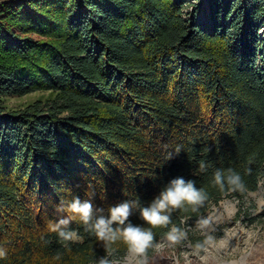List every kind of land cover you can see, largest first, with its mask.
<instances>
[{
	"label": "trees",
	"instance_id": "16d2710c",
	"mask_svg": "<svg viewBox=\"0 0 264 264\" xmlns=\"http://www.w3.org/2000/svg\"><path fill=\"white\" fill-rule=\"evenodd\" d=\"M262 27L264 0H3L0 264H95L105 254L78 219L79 239L63 247L49 230L67 215L61 201L91 199L105 213L124 200L146 206L184 177L208 194L199 212L173 213L184 227L264 184ZM229 168L246 193L215 186V170ZM131 221L143 224L138 210ZM170 227L152 229L156 240ZM191 229L201 251L207 238Z\"/></svg>",
	"mask_w": 264,
	"mask_h": 264
},
{
	"label": "clouds",
	"instance_id": "9594fccd",
	"mask_svg": "<svg viewBox=\"0 0 264 264\" xmlns=\"http://www.w3.org/2000/svg\"><path fill=\"white\" fill-rule=\"evenodd\" d=\"M181 149L182 146L177 145L174 152L168 153L167 159L170 160L178 155ZM207 167L203 161L199 165L201 172L206 171ZM250 172L249 168L248 173ZM213 183L222 193L244 194L248 191L242 176L231 168L216 169ZM207 201L208 194L203 188H197L194 180L175 177L165 184L159 194L146 206L141 205L138 199L124 200L110 206L105 213V209L95 206L91 199L81 200L76 197L68 202L61 201L57 211L66 212L67 215L50 223L49 230L57 234L63 247L68 248L69 242L79 239L77 231L70 227L73 220L78 219L85 231L92 233L104 248L105 254L99 256L95 264H154V257L149 255L150 251L155 257L163 258L166 249L188 242V232L192 229L172 224L173 213L187 208L194 213L199 212ZM135 210H138L143 224H134L131 221ZM218 220V216L202 215L196 220L195 229L207 235ZM169 225H171L170 230L165 233L163 240L157 241L152 229L167 228ZM117 242L125 245L126 251L122 256L112 247ZM6 257V249L0 247V259ZM59 258L57 255L56 259ZM172 259L175 264H179L174 257Z\"/></svg>",
	"mask_w": 264,
	"mask_h": 264
},
{
	"label": "rangeland",
	"instance_id": "374dc122",
	"mask_svg": "<svg viewBox=\"0 0 264 264\" xmlns=\"http://www.w3.org/2000/svg\"><path fill=\"white\" fill-rule=\"evenodd\" d=\"M198 4L202 6L203 2ZM39 95L12 97L7 104L17 107ZM208 215L218 216L219 220L207 235L196 230L195 223L190 226L183 221L184 227L206 236V244L201 251L194 249L188 239L183 245L166 249L163 258L155 257L150 251L154 264H175L173 257L179 264H264V184H260L255 192L247 193L242 201L223 198L211 205L203 216Z\"/></svg>",
	"mask_w": 264,
	"mask_h": 264
},
{
	"label": "built area",
	"instance_id": "2783aa9c",
	"mask_svg": "<svg viewBox=\"0 0 264 264\" xmlns=\"http://www.w3.org/2000/svg\"><path fill=\"white\" fill-rule=\"evenodd\" d=\"M261 34V39L264 40V27H262V31L260 32Z\"/></svg>",
	"mask_w": 264,
	"mask_h": 264
}]
</instances>
